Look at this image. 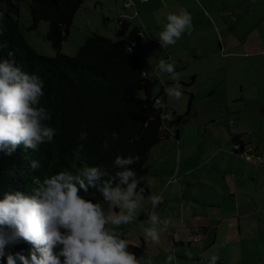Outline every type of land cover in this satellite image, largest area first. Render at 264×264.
<instances>
[{"label":"crops","instance_id":"obj_1","mask_svg":"<svg viewBox=\"0 0 264 264\" xmlns=\"http://www.w3.org/2000/svg\"><path fill=\"white\" fill-rule=\"evenodd\" d=\"M98 10L102 12V21L95 18ZM143 10L147 11V18H143L141 24L137 25L136 16ZM182 10L191 14V34H183L175 46L164 49L167 53L165 61L174 62L176 72L183 74L180 81L171 79L173 83L165 85L169 89L175 83H180L189 90L190 109L187 116L190 115V118L176 132L171 128L177 125L175 121L167 122L171 131L158 144L159 147L153 148L148 154L150 169L145 177V184L149 193L140 195L147 202L134 215L142 220L146 219L144 221L149 222V229L163 227L167 235H159V242H152L145 235L146 238H142V241L147 252L142 256L145 259L141 257L138 264H210L213 254L219 257L217 264H264V172L261 168L264 149L261 150L259 141L254 145L249 140L254 136V128L240 132L245 129L246 122L240 121L235 125L231 116L242 112L233 110L226 100L232 97L228 90H224V87L230 85L227 70L230 63L227 60H238V55L223 53L222 48L217 56L208 57L207 55H211L210 50L201 55L204 48L212 47L204 41L208 38V33L205 32V37L204 33L200 35L202 30L208 29L209 24L213 25L211 11L206 3L202 0H84L74 18L73 26L76 27L77 19L79 35L93 28L94 33L110 38L114 35V21L110 19L116 16L119 28L122 22H126L130 32L138 29L143 34V41L148 39L143 49H158L161 47L159 34L167 23V15L178 14ZM143 24L148 31L135 27ZM197 36L200 37L198 43H195ZM251 37L252 35L247 36ZM87 38L83 39V43ZM254 40L258 43H254L253 47L260 49L262 43L259 38L257 41L254 36ZM79 41L82 43V39L79 38ZM239 44L244 45L242 41ZM153 57L151 60L145 59L150 64L155 60V56ZM215 58V67L207 66L203 61L202 64L206 67L200 68H210L212 71L207 73H217L212 85L203 88L209 107L205 109L206 116L200 118V103H196L193 90L202 71L188 73L186 66L199 59L213 61ZM219 76L221 79H218ZM237 88L238 96L232 103L244 99L242 86L237 85ZM163 89L167 90L165 87ZM161 96L163 103L167 104L168 93L164 91ZM173 115L177 117L181 113L174 112ZM233 130L236 131V136H241L245 147L253 145L256 149L250 147L253 151L246 150L243 156L235 153ZM171 132L174 133L172 136ZM152 195L161 196L162 202L153 206L150 200ZM152 214L158 218L155 224L148 220ZM192 230L202 236L201 241L187 242Z\"/></svg>","mask_w":264,"mask_h":264},{"label":"trees","instance_id":"obj_2","mask_svg":"<svg viewBox=\"0 0 264 264\" xmlns=\"http://www.w3.org/2000/svg\"><path fill=\"white\" fill-rule=\"evenodd\" d=\"M23 1L26 0H0V45L6 46L0 51V59H15L22 72L36 73L44 80L45 96L38 106L51 114V119L42 123L55 128L56 136L52 143L45 142L35 149L22 143L0 148V199L5 191L34 195L45 178L60 171L79 175L85 167H99L107 173L100 186L111 179L112 187L121 189L127 185L120 184L117 173L134 171L139 180L134 191L147 195L148 154L168 135L162 129L160 111L155 108L156 98L164 92L163 87L161 94L155 93L161 79L143 76L153 68L137 53L143 43L140 31L130 32L129 24L122 22L115 39L94 33L75 56H68L62 53L63 44L70 37L84 0H31L30 30H36L41 22L48 23L47 40L56 52L54 58L48 57L38 54L22 36L19 14ZM133 42L137 46L129 52ZM9 52L14 56H9ZM137 92H143L145 98L137 97ZM188 113L189 110L184 116H177L174 123L184 124ZM112 133L119 139H114ZM240 138L236 136L233 141L245 145ZM129 155L138 156L139 161L123 167L116 165V157ZM33 162L38 167L32 168ZM128 183H132V178ZM80 195L106 203L97 188H90L87 193L81 191ZM119 237L127 240L124 234ZM128 245L125 251L134 254L137 261L147 252L145 245ZM30 247L21 241L9 245L7 250L27 255ZM0 264H6V259Z\"/></svg>","mask_w":264,"mask_h":264},{"label":"clouds","instance_id":"obj_3","mask_svg":"<svg viewBox=\"0 0 264 264\" xmlns=\"http://www.w3.org/2000/svg\"><path fill=\"white\" fill-rule=\"evenodd\" d=\"M166 19L159 34L162 48L175 46L182 35L191 34L193 28L191 14L186 10L170 13ZM2 34L0 24V36ZM4 47L0 45V51ZM8 55L14 56V53ZM160 72L172 74L173 81L181 78L175 66L165 60L158 62L156 75ZM182 87L175 83L166 91L170 98L180 99ZM44 88L45 82L38 74L22 72L15 59H0V148L22 143L26 148L35 149L45 142H53L56 129L42 123L50 120L51 114L45 107L38 106L45 96ZM112 136L119 139L116 133ZM104 146H107L106 141ZM138 161V156L131 155L115 159L116 165L121 167ZM31 166L38 167L35 162ZM106 175L99 167H85L79 175L60 171L45 178L34 195L5 191L4 198L0 199V261L6 259V264H138L135 255L125 251L128 242L115 231L106 229L108 223L118 226L132 222V213L138 207L137 200L132 199L139 183L137 174L131 170L117 173L120 184L127 185L126 190L112 187L111 179L104 180L100 186L101 178ZM130 178L132 183L129 184ZM90 188H97L104 202L116 206L111 210L113 214L106 216L101 204L80 195ZM150 200L156 206L162 202V197L152 195ZM119 208H126L128 215L116 214ZM150 219L155 224L158 218L152 214ZM144 232L152 242H159L154 228L144 229ZM21 241L31 246L27 255L7 250L9 245ZM218 259V255L213 254L210 264H217Z\"/></svg>","mask_w":264,"mask_h":264},{"label":"rangeland","instance_id":"obj_4","mask_svg":"<svg viewBox=\"0 0 264 264\" xmlns=\"http://www.w3.org/2000/svg\"><path fill=\"white\" fill-rule=\"evenodd\" d=\"M202 1L204 2V4L206 3L207 8L211 11L213 25L209 24L208 29H205V31L202 30L201 33L199 32L200 35L204 33L203 37H205V32L208 33L207 36L208 38L204 39V41H207L212 46L211 48L210 47L204 48L203 49L204 52L202 51L201 55L207 54L206 51L210 50L209 53L211 55H207L208 57L213 55L217 56L216 54L220 53L221 48L223 53H235L238 55L237 56L238 60L231 58L227 60L230 63L227 68L228 77L230 79L229 80L230 85L224 87V90H228L229 93H231L232 97H230L229 100L228 98H226V100L229 102L228 105H232L233 110H239L240 112H242L240 115L231 116V118H233L235 125L239 124L240 121H242V123L246 122L245 129L240 130V132L244 133L246 130L250 131L251 128H254V136L251 139L249 138V140L254 145H257L258 144L257 142L259 141V144L261 145V150H263L264 149V0H202ZM158 2L159 1H157V3ZM31 4H32L31 0L20 2L19 29L26 42L29 43L31 46H33V48L38 54L54 58L56 56V52L53 49L51 43L47 40L48 23L41 22L36 30H30V27L32 25V17L30 14ZM177 9H181V8H176V10ZM130 11H133V9ZM94 14H96V12ZM101 14L102 12L98 10V15L95 16V18L98 19L99 21H102ZM136 18L137 19L135 23L137 25L141 24L143 18H147V11L146 10L141 11L140 14L138 13ZM110 20L114 21L112 22L114 35H112V37L110 38L115 39L117 32L120 30L119 21L116 16L111 17ZM75 22H76V27L75 25L72 27L71 36L63 44L62 53L68 56H75L79 48L84 44L83 39L94 34L92 28V30L86 31L85 33L83 32V34L79 35L80 33L78 29L79 26L78 20L76 19ZM146 24L148 23L146 22ZM137 25L135 27L145 28V30L147 31L149 30L147 29V27H145L144 24L143 26L142 25L137 26ZM248 35H252V37L247 38ZM254 36L257 37V41L259 38L260 42L262 43L260 49H258V47L256 48L253 47L254 43H258L256 42V40H254ZM199 37L198 36L195 37V43H198L197 40L199 39ZM79 38L82 39V43L79 41ZM240 41L244 43L243 46L239 44ZM143 42L144 43L142 44L141 49L138 50L137 53L140 56H143L144 58H146L145 56H147L149 60L153 59L154 58L153 56H155V60H153V63H150L153 67L152 73L155 74V69L157 68L158 70L157 67L158 62L160 60H165V58H167V53L165 52V49L162 47L158 49L157 48L150 49L148 47H145L143 49V46L145 43L148 42V39H145ZM203 61L204 64L207 66L215 67L216 65L215 64L216 58H215L213 61L207 59L205 60L199 59L194 63L190 62L186 66L188 68L187 69L188 73H192L194 71L197 72L202 71L201 72L202 74L199 73L200 74L199 76L202 79H200L199 77V81L197 82L193 90L194 94L196 95V103H200V107H199L200 118H204L206 116L207 112H205V109L209 107L203 94V90H204L203 88L211 86L213 78L217 75V73H207L212 71L210 70V68H207L206 70H204V68L200 69L202 66L206 67L204 64H202ZM170 63L175 65L174 62H170ZM166 73L167 72H160L158 76L161 79V82H159L155 88V93L158 95L161 92L164 84L167 83L166 85L170 86L169 84L173 83V81H171L172 74L169 73L166 74ZM177 73H179L180 76H182L183 74V72H177ZM218 79H221L220 76ZM237 85L242 86L244 99L243 101L236 100L235 103H232V100L236 96H238L237 92L239 90L237 88ZM219 86L220 85H218V87ZM218 90L220 91V89ZM182 91H183V96L180 99H173L170 98L168 95L169 100L167 104L166 103L164 104L169 113L173 114L174 112H177V113H181V115L179 116H184L189 110V99H190L189 90L186 87H182ZM136 96L139 98H145V94L143 92H137ZM160 97L163 98L162 96ZM240 98H241V94H240ZM200 100L202 102H200ZM237 103L240 104L234 105ZM188 118H190V115L186 117V120H188ZM182 126L183 124L173 125L171 128L174 132H176L177 130H180ZM166 128L169 131H171L167 125ZM234 128H236V126H234ZM232 132H236V131L233 130ZM171 134L174 133L171 132ZM158 147L159 146L157 145L154 147V149ZM250 147H248V150H250ZM261 168L262 171L264 172V159L262 160ZM126 189H122V190H126ZM137 196L140 197V195L136 191H134V195L132 199L137 200L138 207L132 213V222L128 224L122 223L121 225L118 226L108 223L106 225V229L108 231H115L118 235L124 234L128 244L141 247L142 245H144L142 238L143 239L146 238L144 229H149V222L144 221L146 219L142 220L134 215V213L138 211V208H143L145 206V202H147L146 198L140 197L139 199H137ZM101 207L105 215L107 216L109 214H113L111 210L116 206L108 202L101 204ZM120 213L124 215H128V210L126 208H119V211L116 214H120ZM148 220L151 221L150 218H148ZM153 228L156 230L158 236L167 235L166 232L164 233L163 227L158 229L157 226H155ZM142 259H145V257L144 258L142 257Z\"/></svg>","mask_w":264,"mask_h":264},{"label":"built area","instance_id":"obj_5","mask_svg":"<svg viewBox=\"0 0 264 264\" xmlns=\"http://www.w3.org/2000/svg\"><path fill=\"white\" fill-rule=\"evenodd\" d=\"M140 35L142 36L143 34L140 33ZM136 46H137L136 42H133L132 43V47H128V51L129 52H132L133 51V48L136 47ZM156 72H157V70H155V74H153L152 72H150L148 74L146 72H144L143 73V76L150 75V76L158 77L156 75ZM163 87H165L167 89V87H166L165 84L163 85ZM164 91L167 92L165 89H164ZM155 108L160 111V114H161L160 115V118L162 119V122H163L162 129L164 131H166V133L168 134L169 133V130L166 128V123L167 122H171V121H175L176 120V116L173 115V114H171V113H169L167 111V108L165 107V104L163 103V100H162L161 97L156 98V100H155ZM232 135L233 136H236L237 133L236 132H233ZM171 136H172V134H171ZM246 150L247 151H253V149L248 150V147H245V145H243L241 143L233 142V151L235 153L239 154L240 156H243L244 153L246 152ZM175 238L177 240V235L175 236ZM172 239L174 241V237L173 236H172ZM178 240H179V238H178ZM201 240H202V236L201 235H198V234H195L193 232V230H192L191 235H189V237L187 239V242L188 243L189 242H197V241H201Z\"/></svg>","mask_w":264,"mask_h":264}]
</instances>
